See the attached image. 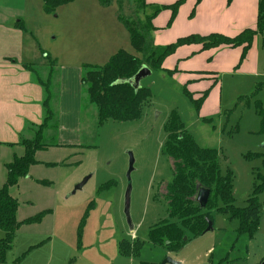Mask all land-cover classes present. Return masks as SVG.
Returning <instances> with one entry per match:
<instances>
[{
    "label": "rangeland",
    "instance_id": "374dc122",
    "mask_svg": "<svg viewBox=\"0 0 264 264\" xmlns=\"http://www.w3.org/2000/svg\"><path fill=\"white\" fill-rule=\"evenodd\" d=\"M152 10L142 12L141 0H74L48 15L42 0H0V21L21 23L19 29L26 30L36 43L38 63L53 65L52 78L55 77L49 83L48 102L54 118L41 139L45 149L36 152L37 163L9 190L18 204L17 222L43 215L39 223L20 227L13 241V253L21 254L27 245L46 242V248L60 264H161L165 257L179 264H264V187L256 195L260 221L252 239L238 236L237 223L225 215L211 213L213 232L198 239L189 237L179 252L171 253L149 242V231L168 219L163 196L165 186L172 181V169L162 149L172 111L200 148L218 151L222 176L231 173L236 207H247L253 190L264 183L262 159L250 157L264 153V134L260 133L253 103L251 109L245 108L244 102L234 109L237 99L251 95L253 90L239 92L236 100H231L237 86L235 76L219 74L222 114L211 116L210 122L198 117L181 84L161 71L151 70L150 76L140 83L151 92L141 119L98 125L97 108L86 93L89 85L81 82L88 72L84 66L99 68L109 58L88 53L99 40L101 29H105L103 23L114 20L126 34L120 50L142 60L149 69L147 58L158 54L152 31L148 32L144 21ZM119 15L144 33V53L131 47ZM4 40L0 44H10L5 36ZM259 40L264 56V35ZM73 70L78 72L72 73ZM73 96L80 103L77 130L70 123ZM229 110L233 111L226 117ZM236 125L237 132L230 135ZM37 130L38 126L25 140L33 139ZM71 134L73 138H68ZM12 152L0 149V185L6 178L1 165L8 159L10 162ZM128 152L134 160L129 180ZM87 177L90 178L82 189L71 194ZM109 182L114 184L100 190ZM128 186L131 229L123 213ZM120 241L137 251L121 256L117 250Z\"/></svg>",
    "mask_w": 264,
    "mask_h": 264
},
{
    "label": "trees",
    "instance_id": "16d2710c",
    "mask_svg": "<svg viewBox=\"0 0 264 264\" xmlns=\"http://www.w3.org/2000/svg\"><path fill=\"white\" fill-rule=\"evenodd\" d=\"M74 0H42L43 10L46 14H54L56 9L72 3ZM186 0H178L168 7L158 8L171 11V17L167 27H170L174 21L177 10ZM231 0H228L230 2ZM201 0H196L198 5ZM193 14V12H192ZM153 18V16H152ZM125 29L130 36V44L135 52H143L145 45L144 33H139L133 22L119 17ZM147 21L148 32L155 30ZM21 23L16 27L20 28ZM143 32V31H142ZM264 34V0H258L256 26L254 30H244L233 38H228L219 34L207 36L190 35L177 39L174 43L162 48L155 49L158 54L154 57H148L150 70H158L172 75L173 71L163 70V61L174 54V52L183 46L200 45L201 51L215 49L220 46L230 48H241L242 53L239 64L245 59L246 53L250 49L253 39L257 35ZM154 50V49H153ZM144 53V52H143ZM142 60L120 50L114 54L107 63L99 68L84 66L88 69L85 77L82 79L83 86L87 88L89 102L97 108L98 125L101 126L106 121L117 123H128L140 120L142 117L143 105L151 97L148 88H140L134 91L128 83L117 84L120 81H127L133 77L140 67L145 66ZM25 67H27L25 65ZM53 67V65H50ZM95 69V70H93ZM47 97L43 102L46 116L43 122L38 126L37 133L33 139L22 140L23 155L14 156L12 161L5 165L6 179L0 189V231L4 237L0 240V264H5L6 253L11 250L17 231L23 225L37 224L41 221L43 213L17 222L16 212L18 209L17 201L11 197L9 190L17 185L20 178L26 177L30 166L35 165L36 152L45 149L41 143L42 133L48 127L53 119L49 109V83L43 84ZM264 90V82L256 84L254 92L249 96H242L237 99L234 106L236 109L242 102L244 107L249 108L250 102L255 96ZM209 91H205L200 98L194 100L192 95L183 90V94L193 104L196 113L206 99ZM255 114L260 118V133L264 134V101H254ZM233 110L227 111L228 117ZM203 122H210V119H202ZM236 125L229 134L237 132ZM166 141L162 149L164 157L171 164L172 181L165 186V195L163 200L167 206L168 219L159 225L154 226L148 234L149 242L156 246H162L171 253L179 252L191 239L200 238L202 232L207 227L206 220L211 221V213L222 214L231 222H236V233L238 236L246 235L249 239L254 238L260 217L258 215V203L256 195L263 189L264 183L253 190V195L248 199V205L245 208H239L234 205V196L232 192L231 173L222 176L219 168V154L216 150L200 148L192 135L185 129L175 111L169 115L166 127ZM250 157L261 158L264 166V153L250 154ZM261 177V176H260ZM264 178V176L262 177ZM264 180V179H263ZM109 182L102 186L100 190L107 189L113 185ZM201 185L210 190V196L205 209L201 210L193 201L196 186ZM186 238V241H183ZM80 239V238H79ZM120 251L123 254H129L134 251V247L126 241L121 242ZM27 252L21 254L12 264H21ZM147 264V263H140Z\"/></svg>",
    "mask_w": 264,
    "mask_h": 264
},
{
    "label": "crops",
    "instance_id": "0c3cea01",
    "mask_svg": "<svg viewBox=\"0 0 264 264\" xmlns=\"http://www.w3.org/2000/svg\"><path fill=\"white\" fill-rule=\"evenodd\" d=\"M176 1L178 0H141L142 12L148 8L153 9V13L149 14L144 21L147 23L151 18L150 25L155 29L151 30L154 49L165 47L177 39L190 35L219 34L233 38L244 30L255 29L258 0H231L230 2L201 0L196 6V0H186L177 10L171 26L167 27L171 11L168 9H161L158 13L156 11L158 8L171 6ZM119 17L123 16L119 15ZM119 21L123 25L120 19ZM17 23L0 21V41L5 42L4 36L6 40H10L9 45L0 44V52L2 51L0 54V149L6 148L10 152L13 151L10 154V162L14 156L23 155L24 150L20 142L31 138L32 129L43 122L46 116L43 102L47 97L43 84L50 83V80L55 78H52L53 67H50V63L47 65L38 63L35 41L31 36L30 38L27 36L26 30L17 28ZM103 24L105 29H101L99 40L92 45V52L88 54L110 59L124 48L122 46H124L126 34L122 26L120 27V24L114 20ZM263 35L254 37L245 59L240 64L241 48L220 46L201 51L200 45H189L178 48L174 54L163 61L162 69L173 71V74L162 73L181 84L182 91L189 92L194 100L200 98L205 91H209L197 113L200 119H210L211 116L221 115L222 92L219 74L235 76L237 86L231 100H236V94L239 92L251 90L254 92L256 84L264 82V56L259 42V37ZM84 52L85 50L83 54ZM74 72L78 70H73L72 73ZM72 99L70 123L74 125V130H77L80 103L75 96ZM256 100L264 101V90L259 92L250 103L254 105ZM253 113L260 123V118L255 114L254 109ZM73 135L71 134L68 138H73ZM10 162L8 159L6 163H2V169L6 171L5 165ZM3 237L4 234L0 231V240ZM121 242L118 243V253L121 256L131 255L121 253L119 248ZM46 245V242L27 245L28 247L21 253L27 252L21 264H60L59 259L53 256ZM12 251L11 248L6 253L5 264H12L21 255Z\"/></svg>",
    "mask_w": 264,
    "mask_h": 264
},
{
    "label": "water",
    "instance_id": "95a60500",
    "mask_svg": "<svg viewBox=\"0 0 264 264\" xmlns=\"http://www.w3.org/2000/svg\"><path fill=\"white\" fill-rule=\"evenodd\" d=\"M150 74H151V70H149L146 66H142L139 68V70L136 72V74L133 77H131L129 80L120 81L117 84L128 83L134 91H138L141 88V86H140L141 80L150 76ZM133 163H134V160H133L132 154L128 152V169L126 172V177L128 180H129L130 173L133 171ZM89 178L90 177L85 178L80 184H78L74 188V190L71 192V194H75L76 191L81 190L82 187L87 183ZM130 192H131L130 186H128V188L126 189L125 194H124L123 213H124V217L126 219V222L129 226V228L131 229L132 226H131V220H130V215H129ZM209 196H210V190L209 189L204 188L201 185H197L193 201L199 206V208L201 210H203L206 207ZM206 222H207V227L202 232L200 237H203L206 234L213 232L212 222L210 220H206ZM183 241H186V238H183ZM161 264H179V263L174 262L173 260H171L168 257H165L164 260L161 262Z\"/></svg>",
    "mask_w": 264,
    "mask_h": 264
}]
</instances>
